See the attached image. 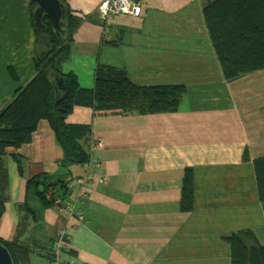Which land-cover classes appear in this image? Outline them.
<instances>
[{"label":"crops","instance_id":"1","mask_svg":"<svg viewBox=\"0 0 264 264\" xmlns=\"http://www.w3.org/2000/svg\"><path fill=\"white\" fill-rule=\"evenodd\" d=\"M31 1L0 0L1 106L36 73ZM64 1L84 19L63 73L92 88L97 65L104 63L124 68L137 85L187 90L176 112L75 107L68 121L90 124L86 143L101 142L86 164L64 161L51 123L40 120L32 140L5 156L9 199L0 237L15 238L19 207L28 202L38 213L23 236L32 264H231L227 237L246 228L264 246V200L254 165L264 157V69L225 78L203 13L211 0H142L141 16L113 14L108 20L98 16L101 0ZM188 166L195 207L184 212ZM88 169L101 178L73 183V213L44 207L28 185L45 172L72 182ZM62 232L70 244L53 260L44 252L53 253Z\"/></svg>","mask_w":264,"mask_h":264},{"label":"trees","instance_id":"2","mask_svg":"<svg viewBox=\"0 0 264 264\" xmlns=\"http://www.w3.org/2000/svg\"><path fill=\"white\" fill-rule=\"evenodd\" d=\"M62 2L65 34H61L45 18L50 45L47 48L35 28L36 73L26 85L14 92L7 103L0 105V217L9 199L5 156L10 148L15 150L32 140L40 120L48 119L51 123L63 148L64 161L86 164L91 158L92 146L86 140L92 132V126L68 121L75 107H91L97 111H136L141 114L176 112L187 90L184 85H137L131 81L124 68L104 63L97 65L94 87L81 86L74 73L62 72V66L70 56V41L84 17L75 14L64 0ZM34 8L35 3L31 1L32 17ZM203 13L209 37L228 81L264 69V0H211L205 4ZM50 72L66 75L69 82L66 96L56 99L48 77ZM12 154L19 161V154ZM254 165L259 197L264 200V157L256 159ZM70 180L53 179L52 175L45 172L31 178L28 185L42 205L47 207L55 206L56 199L61 203L68 200L71 193ZM194 207V174L192 167L188 166L183 174L181 210L190 212ZM19 212L21 219L15 238L8 241L0 237V241L9 249L15 264H32L29 255L33 250L23 240V236L37 219L38 213L28 202L20 205ZM227 240L231 245V264H248L249 249L253 244L257 245L264 264V246L251 229L234 232ZM48 252H44L46 256L53 260L57 258L54 251L50 253L49 249Z\"/></svg>","mask_w":264,"mask_h":264},{"label":"water","instance_id":"3","mask_svg":"<svg viewBox=\"0 0 264 264\" xmlns=\"http://www.w3.org/2000/svg\"><path fill=\"white\" fill-rule=\"evenodd\" d=\"M35 3L34 8V26L39 31L43 43L50 48L49 37L46 34L47 24L45 18H48L55 28L65 34L66 29L62 26L63 19V2L62 0H32ZM49 81L53 86L56 99L62 98L68 94L69 82L66 75L50 72ZM0 264H15L9 249L0 241ZM262 264L259 249L257 245H251L249 249V263Z\"/></svg>","mask_w":264,"mask_h":264},{"label":"built area","instance_id":"4","mask_svg":"<svg viewBox=\"0 0 264 264\" xmlns=\"http://www.w3.org/2000/svg\"><path fill=\"white\" fill-rule=\"evenodd\" d=\"M97 12L99 18L102 20H108L113 14L139 17L143 12V3L142 0H101V3L97 8ZM97 145H101V142H93L91 144L93 148H95ZM96 166H99V164L96 163ZM96 176L101 178V176H98V174H96L94 171L88 169L83 176L79 175L74 177L73 181H70L69 187L70 189L73 188L72 186L74 182L80 184L93 183ZM102 178L107 180L108 176L102 175ZM55 206L60 212L73 213L74 210V205L68 200L64 203H61L59 199H56ZM69 244L70 242L66 232L60 233L58 238H56L54 241V248L52 250L57 255V258L63 249H68ZM58 264L61 263L58 262Z\"/></svg>","mask_w":264,"mask_h":264},{"label":"rangeland","instance_id":"5","mask_svg":"<svg viewBox=\"0 0 264 264\" xmlns=\"http://www.w3.org/2000/svg\"><path fill=\"white\" fill-rule=\"evenodd\" d=\"M35 47H36V45H35ZM252 88V87H251ZM251 90V89H250ZM252 90H254V89H252ZM251 92V91H250ZM248 99H249V96H248ZM250 100V99H249ZM60 234V233H59ZM59 234H58V236H59ZM58 236L56 237V238H58ZM57 256V255H56ZM35 261H37L36 263H38V264H52V263H50L49 261H43V260H40V262H38V260L37 259H34ZM54 260H57V258H55ZM49 262V263H48ZM35 263V262H34ZM62 263V262H61Z\"/></svg>","mask_w":264,"mask_h":264}]
</instances>
